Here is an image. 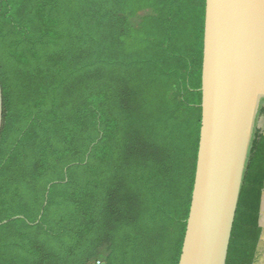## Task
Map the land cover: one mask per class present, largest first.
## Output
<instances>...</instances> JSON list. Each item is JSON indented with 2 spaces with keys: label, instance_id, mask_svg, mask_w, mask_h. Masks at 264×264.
<instances>
[{
  "label": "trees",
  "instance_id": "trees-1",
  "mask_svg": "<svg viewBox=\"0 0 264 264\" xmlns=\"http://www.w3.org/2000/svg\"><path fill=\"white\" fill-rule=\"evenodd\" d=\"M204 19L205 0H0V264H178ZM263 206L264 122L226 264L255 263Z\"/></svg>",
  "mask_w": 264,
  "mask_h": 264
},
{
  "label": "water",
  "instance_id": "water-1",
  "mask_svg": "<svg viewBox=\"0 0 264 264\" xmlns=\"http://www.w3.org/2000/svg\"><path fill=\"white\" fill-rule=\"evenodd\" d=\"M201 95L195 177L178 264H226L264 103V0H205ZM2 105L0 84V132Z\"/></svg>",
  "mask_w": 264,
  "mask_h": 264
},
{
  "label": "rangeland",
  "instance_id": "rangeland-1",
  "mask_svg": "<svg viewBox=\"0 0 264 264\" xmlns=\"http://www.w3.org/2000/svg\"><path fill=\"white\" fill-rule=\"evenodd\" d=\"M264 122V117L261 116L260 119L256 121V125H262ZM260 227L261 231V238L257 245L256 250V259L254 264H264V206L260 212Z\"/></svg>",
  "mask_w": 264,
  "mask_h": 264
},
{
  "label": "built area",
  "instance_id": "built-area-1",
  "mask_svg": "<svg viewBox=\"0 0 264 264\" xmlns=\"http://www.w3.org/2000/svg\"><path fill=\"white\" fill-rule=\"evenodd\" d=\"M94 264H102L100 261L95 262Z\"/></svg>",
  "mask_w": 264,
  "mask_h": 264
}]
</instances>
